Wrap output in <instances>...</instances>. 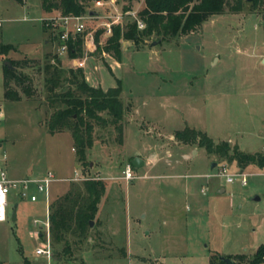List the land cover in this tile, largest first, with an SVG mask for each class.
I'll return each instance as SVG.
<instances>
[{"label":"rangeland","instance_id":"374dc122","mask_svg":"<svg viewBox=\"0 0 264 264\" xmlns=\"http://www.w3.org/2000/svg\"><path fill=\"white\" fill-rule=\"evenodd\" d=\"M89 6L100 12L90 19V27L102 30L114 9ZM122 6L120 0L117 9ZM48 14L42 0H0V43H14L0 54V165L20 180L57 172L62 179L51 185L50 205L57 194L82 186L81 180L65 179L75 168L103 177L106 190L89 235L72 243L71 253L60 247L57 256L52 242L56 263L210 264L214 254H252L264 244V168L244 167L243 185L235 161L173 137L177 129L194 127L215 142L264 153V3H244L237 13L210 16L195 31L158 43L153 53L125 50L122 100L131 101L136 120L125 131L122 145L113 129L96 130L88 167L78 160L70 130H49L55 107L48 101L44 66L56 47L51 34V44L43 38L42 18ZM131 19L124 15L120 25ZM99 37L104 44L105 35ZM152 39L158 40L155 35L145 40ZM132 43L137 48L144 42ZM25 59L20 69L32 77L25 85L32 84L33 93H25L24 83L13 82L23 97L10 100L5 96L4 66ZM102 63L106 69L104 59ZM136 121L144 122L142 129ZM135 153L146 159L145 165L132 167L137 177L125 180L121 171ZM223 163L232 181L217 175ZM31 191L38 193V200L10 194L8 218L0 221V264H24L26 257L47 264L35 252L47 241V203L43 192L34 186Z\"/></svg>","mask_w":264,"mask_h":264},{"label":"trees","instance_id":"16d2710c","mask_svg":"<svg viewBox=\"0 0 264 264\" xmlns=\"http://www.w3.org/2000/svg\"><path fill=\"white\" fill-rule=\"evenodd\" d=\"M94 1L96 0H42V5L49 14L58 12L63 15H80L90 11L89 4ZM121 1L123 12L130 9L134 2ZM244 3L261 5L264 0H144L138 12V19L145 27L138 29L134 19L126 21L123 26L113 25L112 33L106 38L102 49L120 60L121 40L129 39L140 44L152 35L161 41L176 35H185L199 28L210 16L226 12L237 13ZM102 32L103 30L96 32L98 41ZM83 45L84 40L81 37L71 41L69 56L73 58L72 66L66 67L61 56L54 52L51 59L45 63L44 69L48 101L55 107L49 119V130L51 133L70 130L78 160L88 167L91 165L88 150L95 144L96 130L113 129L118 143L122 145L125 106L121 99L120 80H116L115 86L105 90L88 82L83 68L77 66L79 56H83ZM13 48L12 43H0V54ZM27 62L28 59L13 61V67H9L7 63L4 66L5 96L10 100L19 101L23 97V94L13 87V82H16V85L24 83L25 93H33L32 84L25 85L27 80L32 82V77L20 69ZM65 83L68 86L60 89ZM173 137L184 144H197L203 147L206 153L219 159L235 161L241 169L249 164L264 168V153L242 152L236 145L231 146L228 141L215 142L201 130L186 126L177 129ZM131 166L133 167L132 164ZM82 183V186L73 185V188L65 193L57 194L51 201L50 236L56 256L59 255L60 247L65 253H71L72 243L81 242L89 235L92 220L96 219L99 211L101 198L106 190L103 179L91 178ZM223 257L233 260L235 264H264V244L259 245L253 254L243 252ZM24 264L34 263L26 257ZM210 264L225 262L222 256L214 254Z\"/></svg>","mask_w":264,"mask_h":264},{"label":"built area","instance_id":"2783aa9c","mask_svg":"<svg viewBox=\"0 0 264 264\" xmlns=\"http://www.w3.org/2000/svg\"><path fill=\"white\" fill-rule=\"evenodd\" d=\"M103 0H96L94 1V4L96 6H104ZM115 11L114 15H108L109 18L112 17V19L108 20V22H103L101 24L103 34L105 36H109L112 33V27L115 24H119V20L124 15H129L134 18L136 21V25L138 26V29H142L145 27V24L138 19V15L135 11H125L124 13L122 11H119V9L113 8ZM98 15H93L90 13V11L84 12V14L75 15V14H67L63 15L61 13H57L51 16H47L42 18L43 24L46 25L47 28H49L51 31H53L55 40H56V50L55 53H57L61 58L63 57L70 58L69 56V50H70V43L71 41H76L79 37H81L84 40L83 45V55L84 58L79 59L77 66L83 68L85 65V59L93 54L99 46V41L96 38V32L99 30V28H92L90 27V19L98 18ZM108 18V17H107ZM1 24V21H0ZM88 48V49H87ZM90 51V52H89ZM90 54V55H89ZM4 117V111L3 108L0 105V119ZM4 159L7 157L4 154ZM75 172L71 177L65 178L67 180H89L91 178L95 179H103L102 176L96 174L91 175L88 173H85L82 169L75 168ZM122 172V178L125 180L133 179L137 177L135 172L132 170L131 164L126 165ZM217 175L224 177L226 181H232L233 176L228 172V169L226 168V165L223 163L220 168ZM241 176V184L244 185L245 178L244 175H242V172H240ZM62 179V177L58 176L57 172L53 170H48L45 174L40 175V177H30L26 176L24 179H15L10 177L9 172L6 170L4 166L0 165V221H4L8 218V202L9 197L12 192H15L17 196L19 197H26L30 195V198L32 201L38 200L39 196L37 192L31 191L32 186L36 187L39 192H43L45 196V200L48 202L50 200V192H51V185L53 182H56L57 180ZM50 207H48L47 211V220L45 222V231L47 236V241L45 244H42L40 246L36 247V254L37 257H44V260L47 264H57L56 260L54 258V252L52 247V238L50 236ZM34 222L36 225H39L40 220L37 218L34 219ZM37 235H39L37 233Z\"/></svg>","mask_w":264,"mask_h":264},{"label":"crops","instance_id":"0c3cea01","mask_svg":"<svg viewBox=\"0 0 264 264\" xmlns=\"http://www.w3.org/2000/svg\"><path fill=\"white\" fill-rule=\"evenodd\" d=\"M103 1L105 2L104 6H103L105 8H107V6L109 5L110 7L117 9V4H119V1H117V0H103ZM143 2H144V0H134L132 5L130 6V9H128V10L135 11L137 13V15H138V12L141 10ZM92 3H94V2H92ZM100 8H102V7H100ZM89 9H90V13L93 12V13H91L93 15H98V13H100L98 9L96 10L95 8H92V7H90ZM120 9L123 12L124 9H122V7H120ZM128 10H125V11H128ZM51 14H53V13H51ZM51 14H48V16H51ZM42 24H43V22H42ZM0 26H2V25L0 24ZM43 27H44V29L46 31V36L43 37V38H45L44 42H45L46 45L51 44L52 42L50 40L49 35L51 34L52 39L55 40L54 33L49 28H47L45 24H43ZM52 33H53V35H52ZM102 34H103V32H102ZM176 36H179V35H176ZM105 37L107 38V36H105ZM170 39L171 38H167L165 40L169 41ZM144 41L145 42L141 46L136 48V47H134V45H133L131 40H129V39L121 40V54H120V58L121 59L118 60V59L114 58L111 54L106 53L102 49V45H103L102 43L103 42L100 40V37H99V46H100V48H98L93 54H91L90 56H88L85 59V65L83 67V70L85 71V75H86V78H87L88 82L90 84L94 85V86H100L104 90L107 89V88H110L112 86H115L116 85V80H120V75H121L120 72L123 71L124 66H126V63L124 62V58H123L125 50L133 49V50L139 51V50L143 49V50H148L149 53H153L154 52L153 50H154L155 46L158 43H160V42H162L164 40L161 41L159 39L158 40H153L152 39L151 41H148V40H144ZM12 44H14V43H12ZM56 45H57V43H56V40H55V47H56ZM30 51L31 50H29V52ZM260 56H261V58L263 59V62H264V54H261ZM82 58H84V55L83 56H79L78 60L82 59ZM103 59L107 63V65H105L106 69L104 68L103 63L101 65H99ZM70 60H71L70 58L67 59L66 57H63V61H64L65 64L69 63ZM159 69H160V67L158 68V70ZM120 82H121V80H120ZM122 94L123 93L121 92V99L123 98ZM123 105L125 106V113H124V118H123L125 125H124L123 136H122V139L124 141L125 131L128 129V126L132 124L131 122L136 120L134 118V114L136 113V111L134 110V106L132 105L131 101L128 100V99L127 100L125 99L123 101ZM128 114H130V117H128ZM136 122H137V125H138L137 128L138 129H142L141 125L144 122H142V123H140L138 121H136ZM145 125L148 128H150V129L151 128H155L156 129V127L153 124H151V125L145 124ZM145 129L142 132L148 134L149 132H147V130L145 131ZM140 131L138 130V133H140ZM0 146H2V144ZM135 157H139L141 159L142 165L140 167L145 165L146 159L142 155H140L138 153H135ZM154 160H155L154 158H150V161H154ZM130 164H132V163L130 162ZM136 168H139V167H136ZM243 169L240 168V172H242ZM222 191H224L222 188L219 189V192H222ZM46 203H47V211H48V207H50V203H49V201L48 202L46 201ZM238 253H243V252H238ZM238 253H234V254H238ZM248 254H250V253H248Z\"/></svg>","mask_w":264,"mask_h":264},{"label":"water","instance_id":"95a60500","mask_svg":"<svg viewBox=\"0 0 264 264\" xmlns=\"http://www.w3.org/2000/svg\"><path fill=\"white\" fill-rule=\"evenodd\" d=\"M93 13V12H91ZM7 64L9 65V67H13L12 66V63L10 61H6ZM1 145V144H0ZM131 163L134 167H140L142 165V161L139 157H134L132 160H131ZM216 165L215 162H212L211 164V168H213L214 166ZM16 204V207L19 205L18 203H15ZM12 219H17V210L16 208L14 209L13 213H12ZM94 223V220H92V224ZM222 259L224 260L225 264H235V262L227 257H222Z\"/></svg>","mask_w":264,"mask_h":264}]
</instances>
